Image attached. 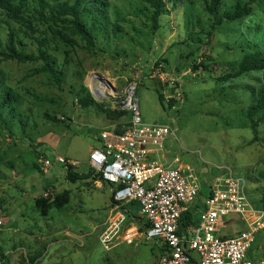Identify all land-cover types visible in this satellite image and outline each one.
Returning a JSON list of instances; mask_svg holds the SVG:
<instances>
[{
	"label": "rangeland",
	"instance_id": "rangeland-1",
	"mask_svg": "<svg viewBox=\"0 0 264 264\" xmlns=\"http://www.w3.org/2000/svg\"><path fill=\"white\" fill-rule=\"evenodd\" d=\"M44 1L53 7L75 3ZM99 1L105 5L101 26L90 14L93 0L81 1L82 21L95 40L90 51L79 37L71 36L76 47L56 39L51 24L33 22L32 32L0 11L3 44L11 30L28 53L36 54L40 42H45L43 50L63 76L58 86L43 72V62L21 63L0 56L1 89H11L14 98L10 108L1 110L0 264H33L39 258L40 264L160 263L164 249L157 241L110 249L99 241L112 193L86 163L101 131L122 128L129 119L103 97L94 96L93 83L113 95L137 82L144 124L168 126L175 132L177 139L170 137L165 143L166 157L179 158L195 170L201 196L230 170L246 182L253 206L264 210V122L258 128L259 141L253 143L248 118V108L264 87V71L222 81L236 73L246 54L264 55V2L251 5L247 17L212 30L213 19L206 11L211 0H164L169 12L157 24L145 0ZM233 5L234 0H222L219 13L229 12ZM60 27L64 26L53 28L70 34ZM171 83L178 87L170 89ZM88 94L96 104L81 107L80 100ZM168 101H174V107ZM58 156L79 163L80 168L73 170L79 179H69L60 166L47 175L39 172V160ZM51 187L57 195L68 192L70 201L43 216L36 200ZM242 229L235 222L219 232ZM252 258L264 264V230L257 235Z\"/></svg>",
	"mask_w": 264,
	"mask_h": 264
},
{
	"label": "built area",
	"instance_id": "built-area-1",
	"mask_svg": "<svg viewBox=\"0 0 264 264\" xmlns=\"http://www.w3.org/2000/svg\"><path fill=\"white\" fill-rule=\"evenodd\" d=\"M173 87L177 84L171 83ZM138 88L133 81L123 92L103 97L114 110L126 112L129 121L120 133L117 127L101 131L100 146L92 149L86 163L112 191L99 234L101 245L110 249L157 241L164 249L159 264H257L252 255L257 235L264 230V210L250 202L246 182L228 170L202 197L195 170L179 158L166 157L165 143L170 137L177 139L175 132L168 126L144 124ZM174 98L181 100L179 95ZM55 166L67 171L80 168L65 156L39 160L43 175ZM56 195L51 187L42 197L53 201ZM188 214H195L196 221L183 228L181 221ZM235 222L243 229L219 232Z\"/></svg>",
	"mask_w": 264,
	"mask_h": 264
},
{
	"label": "trees",
	"instance_id": "trees-1",
	"mask_svg": "<svg viewBox=\"0 0 264 264\" xmlns=\"http://www.w3.org/2000/svg\"><path fill=\"white\" fill-rule=\"evenodd\" d=\"M81 1L82 0H75L73 5L64 4L58 7H53L46 4L44 0H0V11L3 12L9 20L23 24L32 32L35 31L33 22L51 24L49 26V30L56 39L70 47H76L78 44L72 37H79L86 43V49L90 51L94 48L95 40L91 29L88 28L82 21L80 13ZM145 2H147L154 11L152 19L156 24L162 15L169 12L164 0H145ZM261 2H264V0H234V5L229 12L220 14L219 7L221 6L222 0H211L210 3H207L206 5V11L213 19L211 29L216 30L225 23L232 24L247 17L251 12V5ZM93 5V8L90 9L92 20L94 23L101 26L105 21V12L103 10L105 5L99 0H93ZM174 6L176 5L174 4ZM6 24L9 26L8 22H6ZM59 25L64 26L60 28L68 30L70 34L56 31L53 28ZM14 36V32L11 30L9 33L10 39H8L6 44H3L0 38V56H3L5 59L17 60L21 63L41 61L44 64L43 72L50 74L55 79L58 86H61L63 83L62 73L55 69L54 61L46 54L45 50H43L46 46L45 42H40L36 54L28 53L23 49L24 46L19 41H16ZM262 71H264V55L261 52L248 53L237 65L236 73L223 78L222 81H227L228 78H239L245 74ZM1 85L2 80L0 75V89ZM158 94L159 102L163 105L165 101L164 97L160 94V92H158ZM13 103L14 98L11 89H1L0 123L2 122L1 110L10 108ZM95 104L96 103L93 98L88 94L80 100L79 105L84 108H90ZM173 104L174 101H170L168 105L169 107H174ZM120 113L127 117L126 112ZM260 113H263V116L259 119H255V117ZM248 118L251 122V129L254 134L252 142H258V128L259 125L264 122V87L256 93L253 105L248 108ZM117 130H119L118 132L120 133L123 131V127L121 128L117 126ZM98 141V143L101 142L99 138ZM37 169L39 170V168ZM89 175L90 174L86 175L87 178ZM68 176L72 181L79 179V175L76 174V172L73 173V170H68ZM97 176L103 182L101 176ZM69 201L70 195L68 192H65L63 195H56V198L53 201H51V199H44L43 197H40L36 200V206L40 210L41 214L46 216L52 208L62 209L69 203ZM195 219V214H188L182 219L181 226L186 228L195 222Z\"/></svg>",
	"mask_w": 264,
	"mask_h": 264
},
{
	"label": "bare ground",
	"instance_id": "bare-ground-1",
	"mask_svg": "<svg viewBox=\"0 0 264 264\" xmlns=\"http://www.w3.org/2000/svg\"><path fill=\"white\" fill-rule=\"evenodd\" d=\"M91 89H92V92L99 98H102L109 94L108 91L105 89V87H102L98 83H93L91 85Z\"/></svg>",
	"mask_w": 264,
	"mask_h": 264
},
{
	"label": "crops",
	"instance_id": "crops-1",
	"mask_svg": "<svg viewBox=\"0 0 264 264\" xmlns=\"http://www.w3.org/2000/svg\"><path fill=\"white\" fill-rule=\"evenodd\" d=\"M111 128H113V126H111ZM97 141H98V139H97ZM99 142V141H98ZM96 145H97V147L96 148H98L99 146H100V143H96ZM94 149V148H93ZM92 151V150H91ZM90 151V152H91ZM90 154V153H89ZM102 186V185H101ZM111 193H112V191H111ZM111 196H112V194H111ZM201 199H202V197L200 198V200H199V202H201ZM110 204H111V197H110ZM110 204H109V206H110ZM40 262H41V258H39V259H37L33 264H40Z\"/></svg>",
	"mask_w": 264,
	"mask_h": 264
}]
</instances>
